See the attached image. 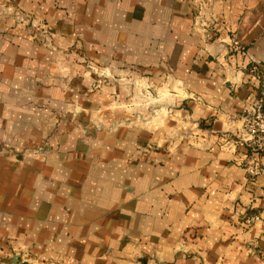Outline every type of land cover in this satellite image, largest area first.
<instances>
[{
  "label": "crops",
  "instance_id": "0c3cea01",
  "mask_svg": "<svg viewBox=\"0 0 264 264\" xmlns=\"http://www.w3.org/2000/svg\"><path fill=\"white\" fill-rule=\"evenodd\" d=\"M253 62L264 0H0V264H264Z\"/></svg>",
  "mask_w": 264,
  "mask_h": 264
},
{
  "label": "built area",
  "instance_id": "2783aa9c",
  "mask_svg": "<svg viewBox=\"0 0 264 264\" xmlns=\"http://www.w3.org/2000/svg\"><path fill=\"white\" fill-rule=\"evenodd\" d=\"M229 51L231 57L243 52L240 40L234 34L230 37ZM250 71L260 83L259 94L242 115L245 138L237 144L247 149L243 166L249 180L254 181L264 178V67L253 62ZM257 220V217L251 218L247 224Z\"/></svg>",
  "mask_w": 264,
  "mask_h": 264
}]
</instances>
